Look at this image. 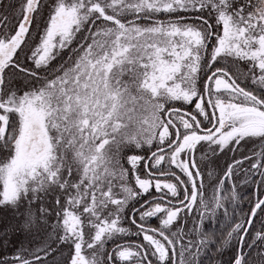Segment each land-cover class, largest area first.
<instances>
[{
    "label": "rangeland",
    "instance_id": "1",
    "mask_svg": "<svg viewBox=\"0 0 264 264\" xmlns=\"http://www.w3.org/2000/svg\"><path fill=\"white\" fill-rule=\"evenodd\" d=\"M63 1L65 7L51 13L54 17L51 24L41 32L38 52L43 54L33 53L34 64L31 68L26 66L36 75L33 81H25V87L29 88L14 92L5 100L0 97V112L7 118L18 117L25 129L23 151L19 149L18 138L11 148L9 141L5 147V136L0 130V147L4 152L0 153V202L19 203L23 199L28 202L29 209H35L33 205L40 202L49 215L60 219L63 233L66 230L74 235L67 243H59V236L54 245L58 250L54 254L51 249L45 260L30 258V264H103L106 244L113 235L124 231L122 222L127 221L129 208L145 192L144 187L140 188L138 176L132 175L131 167L125 164L126 145H162L169 141L161 106L167 101L194 97L199 70L191 71L190 63L175 66L163 61L157 48L165 31H179L177 17L183 16L182 12L174 9L170 18L152 19L143 25L137 17L124 22V17L130 19L131 16L121 17V13H117L119 5L123 4L118 0ZM143 1L133 2V13H144ZM152 1L161 3V0ZM149 2L147 0L148 5ZM93 4H97L98 9H94ZM226 13L222 15L223 41L214 44L213 56L264 59V0L259 1L252 14L256 19V31L261 35L248 43L255 48H246L241 55L235 53L238 46L230 42L238 34L237 24L241 19L235 22L227 10ZM90 17H100V20L88 24ZM17 19L2 21L4 26L0 25V45L7 46L8 52L16 49L15 45L18 40H24L25 34H29L30 44L34 38L32 26L28 27L32 16L19 25H16ZM83 25L85 33L81 34ZM71 26L73 29L66 37L63 33ZM192 31L203 38L204 32ZM59 56L63 58L61 62L56 61ZM3 57L0 52V74L11 66L3 63ZM210 95L213 100L259 106L256 100L224 88ZM34 106L37 113L27 114ZM26 115L29 120L24 122ZM174 117L181 118L178 113ZM189 132L185 129L183 135ZM222 132L202 139L193 149L179 145L180 148L155 157L160 162L158 168L176 172L191 192L187 200L184 197L178 201L179 205L168 206L155 199L143 211H135L139 220L153 221L167 240H172L169 251L164 238L150 236L155 240L153 254L159 264H200V257L210 242L207 232L214 229L220 219L224 225L234 223L230 235L237 233L240 222L234 220L239 218L238 196L240 189L259 172L264 132L240 139ZM252 142H255L254 147H251ZM70 150L73 151L67 156ZM251 153H254L253 158L249 156ZM236 158L238 164L233 161ZM65 163L69 165L66 178L74 172L80 178L77 185L75 181L66 187L67 196L61 190V171ZM241 167L243 173L239 174ZM18 176L20 183L16 184ZM59 184L60 190L51 188ZM174 185L175 198L181 199L182 189ZM40 191L44 192L42 197ZM27 213L29 220L22 222L23 226L19 218L21 212L11 216L5 234L9 236L18 225L23 234H29L28 225L34 221L36 211ZM230 213L235 217L227 222ZM126 231L137 234L129 229ZM142 232L138 231L144 235ZM231 239L226 238L225 244ZM28 246L21 244L26 251L32 249ZM115 257L119 263L127 264L143 259L144 255L128 244L121 247ZM241 263L240 255L237 264Z\"/></svg>",
    "mask_w": 264,
    "mask_h": 264
},
{
    "label": "trees",
    "instance_id": "2",
    "mask_svg": "<svg viewBox=\"0 0 264 264\" xmlns=\"http://www.w3.org/2000/svg\"><path fill=\"white\" fill-rule=\"evenodd\" d=\"M118 1L125 5H119L120 9L117 13H121V17L125 15L131 16L130 19L124 17L123 19H126L123 20L124 22L137 17L143 25H147L152 19L165 20L170 18L174 9L177 12H182L183 16L177 17L179 31L176 33L165 31L157 48L163 61L170 62L175 66L180 63H190L191 71L199 70L197 91L194 97L188 96L187 100H166L167 102L161 106L163 123L168 133L169 141L162 145H126L125 164L131 167L132 175L138 176L140 188L144 187L145 192L129 208L127 221L122 222L125 225L124 231L113 235L104 249L103 264H122L118 262L115 254L121 247L128 244H132L136 249L138 248L142 251L144 258L127 262V264H159L153 254V243L155 240L151 239L150 236L164 238L168 244L169 251L172 240L171 238L169 239L171 241L167 240L168 237L163 235V231L153 221L144 222L139 220L137 218L138 213L135 211L139 209L143 211L155 199L161 200L168 206L179 205L178 201H182L184 197L187 200L191 192L188 184L181 180L176 172L158 168L160 167L158 166L160 162L155 160V157L161 153H168L179 145L187 146V149H193L198 143L197 138H199L201 131L210 129L213 126H215V129L217 128L219 133L222 131L226 132L234 139L264 132V116H260L256 111L251 110L252 106H245L241 102L233 100H213L211 95L209 100L207 96V84L209 86L208 92L213 94L221 90L220 82L224 81L223 83L226 82V84L235 82L246 93L256 97V102L264 107V59L262 57L248 58L235 55L227 56L228 58L213 56L214 44L218 41H223L225 27L222 15H227L226 10L234 18L235 22L238 18L241 19V22L237 24L238 34L233 36L234 39L230 41L233 43L232 46H238L239 48L235 53L241 55L244 49L249 48L252 50L255 48L254 44L248 45V43H253L261 35L256 31V19L252 16L260 0H161V3L150 0L149 5L147 0H144L141 8L144 13L141 15H139V11L133 13L134 9L132 7L135 4L133 2H139L140 0ZM63 7H65L63 0H0V25L4 26L2 21L6 23L16 20V18H18L16 25H19L27 17L32 16L28 27L32 26L31 36L34 37L33 39L31 37L32 43L30 44L29 34H25L24 40L21 42L18 40L14 51L10 50L8 52L6 50L7 46L3 47L0 45V52L4 54L3 63L8 62L11 65L9 69L0 74V97L2 100H5L7 96L14 92L19 93L29 88L28 85L25 87V81L27 83H29V80L33 81L36 75L31 74L26 66L31 68L34 64L32 60L33 53L43 54L42 51L38 52L41 32L51 24L52 18H54L51 13H54L56 9L58 12ZM147 7L151 8L147 9ZM93 8L98 9V5L93 4ZM20 12L21 16H18ZM41 16L42 18H40ZM108 16V18H112V16ZM108 18L101 20L104 21ZM98 20H100V17L95 19L90 17L88 24ZM24 28L27 27L22 29ZM72 29L73 26L63 34L68 37ZM187 30L189 32L185 34ZM192 30L204 32L203 38ZM82 33H85V25L81 28ZM79 37L75 38V41H78ZM154 45H156V41ZM62 59L59 56L56 61L61 62ZM76 81L81 83L79 78H76ZM247 96L244 94L245 98ZM35 110L34 106L28 110L27 114L29 112L37 113V110ZM0 113V130L5 136L3 145L6 147L7 141H9L11 148L18 138L19 149L23 151L25 129L21 125V121L16 116L11 115L10 118H7L2 112ZM175 113L181 116L179 120L174 117ZM26 116L24 117V122L29 120V117ZM185 129L190 130L186 136L183 135ZM175 141L176 143L172 145ZM1 143L2 137L0 145ZM254 146L255 142H252L251 147ZM71 151L73 150H70L67 156L70 155ZM0 153H4L1 147ZM249 156L253 158L254 153ZM192 157L193 151H191L190 159ZM233 161L235 164L239 163L237 158ZM29 168L31 167L29 166ZM35 168L33 167L32 169L34 170ZM238 171H240L239 174L243 173V167ZM61 172V190L67 196L69 190H66V187L72 185L75 181V185H77L80 178L77 172L68 177L69 179L66 178L69 176V165L67 163L62 166ZM19 180L20 177L18 176L15 183L17 184ZM168 181L173 182L169 185ZM175 183L178 188L182 189L181 199L175 198ZM60 187V184L51 186L53 190H60ZM163 188H166L168 193L164 192ZM39 195L42 197L44 192L40 191ZM30 196L33 198V193ZM238 197H240L238 204L239 218L234 220L235 223L240 222L237 233L230 235L232 225L235 226L234 223L231 224L230 222L224 225L223 220L220 219L215 224L216 227L207 232L210 242L200 257V264H237L240 255L242 256L241 264H264V149L258 174L253 177L250 183L245 184V187L240 189ZM65 204L63 202V205ZM33 206L35 209H29L28 202H24L23 199L19 203L0 202V264L4 262H9V264H30L32 263L30 258L34 257V261L40 259L43 261L51 249L53 254L58 250V248H54V245L58 243L59 236H61L59 243L63 241L67 243L74 237L73 234H68L66 230L63 233V225L60 219L49 215L42 208L40 202L35 203ZM29 210L36 211L34 221L28 225L29 234H23L20 225L15 229L17 232L13 229L11 230L13 233H10L9 236L5 234L4 231L10 223L11 216H16V214L18 215L21 212L19 216L21 224L25 220H29L27 218ZM234 217L235 215L230 213V220L228 218L227 222L232 221ZM21 225L23 226V224ZM128 229L137 232V234L126 231ZM138 231H144L145 234H140ZM226 238H232L227 245L225 244ZM21 244H28L30 245L28 247L32 249L26 251L21 247Z\"/></svg>",
    "mask_w": 264,
    "mask_h": 264
},
{
    "label": "flooded vegetation",
    "instance_id": "3",
    "mask_svg": "<svg viewBox=\"0 0 264 264\" xmlns=\"http://www.w3.org/2000/svg\"><path fill=\"white\" fill-rule=\"evenodd\" d=\"M222 81V80H221ZM224 81H222V83L220 82V84H221V88L220 89H223V88H225L226 87V82L225 83H223ZM238 95H240L241 97H243V98H245L244 97V94L243 93H237ZM246 95V94H245ZM248 96H250V97H252L254 100H257L256 99V97H254V96H252V95H248ZM241 104H243V105H245L246 106V104H244V103H241ZM253 107H256V108H258L259 110H262L264 107H262V106H253ZM262 111H264V110H262ZM217 129V128H216ZM215 129V130H216ZM210 135L211 134H207V132L205 131V130H203V131H201V133H200V135H199V138H197V140H198V142L199 141H201L202 139H207V138H210ZM217 135V134H216ZM194 196V195H193Z\"/></svg>",
    "mask_w": 264,
    "mask_h": 264
},
{
    "label": "water",
    "instance_id": "4",
    "mask_svg": "<svg viewBox=\"0 0 264 264\" xmlns=\"http://www.w3.org/2000/svg\"><path fill=\"white\" fill-rule=\"evenodd\" d=\"M209 83V82H208ZM208 84H207V96L209 95L208 94ZM224 89H228V90H232V91H235V92H241V91H245V90H243V89H235V88H233V86L231 85V84H229V85H227ZM209 97V96H208ZM251 110H253V111H256V113L258 114V115H260V116H264V112L263 111H261V110H259V109H256V108H250ZM206 132H210V131H214V132H212V133H214V134H217L218 133V131H216L215 130V126H213V127H211L210 129H208V130H205ZM214 134H211V135H214ZM177 141V140H176ZM176 141L172 144V145H174L175 143H176Z\"/></svg>",
    "mask_w": 264,
    "mask_h": 264
}]
</instances>
